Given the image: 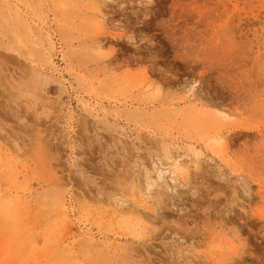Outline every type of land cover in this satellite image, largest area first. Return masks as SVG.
Listing matches in <instances>:
<instances>
[{
	"label": "rangeland",
	"instance_id": "obj_1",
	"mask_svg": "<svg viewBox=\"0 0 264 264\" xmlns=\"http://www.w3.org/2000/svg\"><path fill=\"white\" fill-rule=\"evenodd\" d=\"M0 264H264V0H0Z\"/></svg>",
	"mask_w": 264,
	"mask_h": 264
},
{
	"label": "bare ground",
	"instance_id": "obj_2",
	"mask_svg": "<svg viewBox=\"0 0 264 264\" xmlns=\"http://www.w3.org/2000/svg\"><path fill=\"white\" fill-rule=\"evenodd\" d=\"M178 162H179L178 160L175 161L176 166H178ZM162 173H163V171H159V173H158L159 175H158V176L161 177ZM163 176H164V175H163ZM163 176H162V178H163ZM160 179H161V178H160ZM173 203H174V202H173Z\"/></svg>",
	"mask_w": 264,
	"mask_h": 264
}]
</instances>
